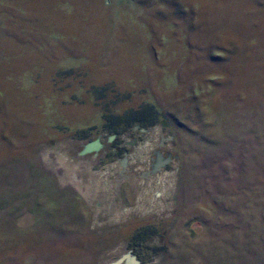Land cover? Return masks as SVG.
Listing matches in <instances>:
<instances>
[{
    "label": "rangeland",
    "instance_id": "1",
    "mask_svg": "<svg viewBox=\"0 0 264 264\" xmlns=\"http://www.w3.org/2000/svg\"><path fill=\"white\" fill-rule=\"evenodd\" d=\"M140 229L264 264V0H0V264H135Z\"/></svg>",
    "mask_w": 264,
    "mask_h": 264
},
{
    "label": "flooded vegetation",
    "instance_id": "2",
    "mask_svg": "<svg viewBox=\"0 0 264 264\" xmlns=\"http://www.w3.org/2000/svg\"><path fill=\"white\" fill-rule=\"evenodd\" d=\"M112 138V137H111ZM109 139L108 141L111 142V144L113 146L116 145V142L118 141H113L112 139ZM84 138L83 141H87L88 139ZM88 142V141H87ZM94 146L96 148V143L94 142L90 148L94 149ZM123 151V150H121ZM81 205H83L84 203L81 201ZM199 223V222H198ZM158 234V233H157ZM147 234L144 233V231L142 229H140L139 231H136L134 236H132L128 242L126 243L125 247L128 249V251L130 253L133 254L134 258H132L133 260H135L134 262H136L135 264H149L151 262V257L155 254L156 250L158 249H162V246L159 247H150L145 243V236ZM148 237L152 236V233L150 232L148 235ZM132 260V261H133ZM151 264V263H150Z\"/></svg>",
    "mask_w": 264,
    "mask_h": 264
},
{
    "label": "trees",
    "instance_id": "3",
    "mask_svg": "<svg viewBox=\"0 0 264 264\" xmlns=\"http://www.w3.org/2000/svg\"><path fill=\"white\" fill-rule=\"evenodd\" d=\"M157 111L151 105H144L136 110H130L124 113L121 117H114L113 120L120 124L129 126L131 124H139L140 126L148 127L156 121ZM106 122L107 116H103ZM115 127V126H114Z\"/></svg>",
    "mask_w": 264,
    "mask_h": 264
},
{
    "label": "bare ground",
    "instance_id": "4",
    "mask_svg": "<svg viewBox=\"0 0 264 264\" xmlns=\"http://www.w3.org/2000/svg\"><path fill=\"white\" fill-rule=\"evenodd\" d=\"M94 148H95V146H94Z\"/></svg>",
    "mask_w": 264,
    "mask_h": 264
},
{
    "label": "water",
    "instance_id": "5",
    "mask_svg": "<svg viewBox=\"0 0 264 264\" xmlns=\"http://www.w3.org/2000/svg\"><path fill=\"white\" fill-rule=\"evenodd\" d=\"M134 263H136V262H134Z\"/></svg>",
    "mask_w": 264,
    "mask_h": 264
}]
</instances>
